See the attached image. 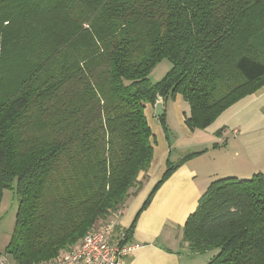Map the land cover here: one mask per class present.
<instances>
[{
  "label": "trees",
  "instance_id": "obj_1",
  "mask_svg": "<svg viewBox=\"0 0 264 264\" xmlns=\"http://www.w3.org/2000/svg\"><path fill=\"white\" fill-rule=\"evenodd\" d=\"M263 87L264 0H0V207L5 190L18 198L6 253L43 264L102 225L122 230L154 157L145 109L158 95H181L186 125L205 130ZM202 154L168 160L128 241L158 189ZM182 229L192 255L218 250L207 264H264V174L215 179Z\"/></svg>",
  "mask_w": 264,
  "mask_h": 264
},
{
  "label": "crops",
  "instance_id": "obj_2",
  "mask_svg": "<svg viewBox=\"0 0 264 264\" xmlns=\"http://www.w3.org/2000/svg\"><path fill=\"white\" fill-rule=\"evenodd\" d=\"M164 109L167 131L160 120L154 117V106L149 104L145 109L147 120L152 117L155 125V134L152 130L154 157L149 171L139 176V181L143 180L144 186L139 193L130 198L120 220L122 229L131 227L154 186L164 175L168 160L174 162L182 157L174 158V153L179 150L178 146L182 145L180 142L183 139L176 140L171 135L168 112H172L178 118L186 142H192L194 146L205 144L207 148L201 150L202 155L176 170L155 193L151 204L138 216L131 241L140 243L142 248L133 252L126 259V264H207L215 252L192 255L187 245L182 242V228L189 215L196 210L201 196L215 179L223 178L228 173L247 178V175L257 173L255 171L247 173L255 167L259 168L258 172L264 174V168H260L264 161V87L228 109L210 127L200 131L203 137H198L196 142L192 140L196 139L197 130H191L185 122L190 110L182 96L177 95L167 101ZM223 128L226 130L222 136H216V132ZM229 131L237 137L245 150V154L237 153L245 164L243 169L223 171V166L228 163H221L220 157L224 156L227 159L230 157L221 155L222 150L230 148L225 140ZM223 143H225L223 147H220ZM212 144H218L220 148L211 150L209 145ZM233 160L236 162L234 158ZM239 170L240 172H237ZM9 242L4 246L0 243V255L6 264H15L13 258L6 254Z\"/></svg>",
  "mask_w": 264,
  "mask_h": 264
},
{
  "label": "rangeland",
  "instance_id": "obj_3",
  "mask_svg": "<svg viewBox=\"0 0 264 264\" xmlns=\"http://www.w3.org/2000/svg\"><path fill=\"white\" fill-rule=\"evenodd\" d=\"M171 67H172V64L168 60L162 61L152 70V73L149 76L150 81L152 83L159 82L167 74V72L171 69ZM152 119H153L152 117H149L148 123H149V126L153 130V133H154L155 125H154V122ZM167 119H168V121H170L169 123H171L170 124L171 125L170 128L172 129L171 135L173 137H175L176 140L177 139L178 140H181V139L184 140V141L182 140L180 142V144H182V145L178 146L179 150L174 153V158H178V156H182V157H180L178 160H176L174 162L179 161L180 159L188 156L189 154H191L193 152H197V151L203 152L201 150H203L204 148H207L206 147L207 145H205V144L202 146H194L192 142H190V143L186 142V139L184 138V136L182 135L181 130H180L181 127H180L179 120L175 114L173 115L172 112H170V113L168 112V118ZM200 131H202V130H197L196 139L194 138L192 141L196 142L198 137H203L202 132H200ZM203 135L205 136L206 134H203ZM227 136H228V138L225 140H227V146L230 145V148L228 149V147H227L225 150H222L223 152L221 153V155H228V156H230L229 157L230 160H233V158H234L236 160V162L234 160L230 162L229 158L227 159L224 156L220 157L221 163L222 162L228 163L225 166H223V171H231V170H233V168H239V169L242 168L243 169L245 164L242 162V159L240 156H238V154H241V152H243L245 154V150L243 149V146L240 144V141L237 139V137L232 132L229 131L227 133ZM225 143L220 144V147H223V145ZM209 147L211 150H217L220 148L218 144H212L211 146L209 145ZM191 160H189V161H191ZM189 161H187V162H189ZM260 168H264V161L260 165ZM258 170H259V168L255 167V168L251 169L250 171H247V173H252L254 171H255V173L256 172L259 173ZM237 172H240V170ZM225 173H228V172H225ZM253 175H254V173H253ZM253 175H247V178H242V177L234 176L232 173H228V175H226L225 177H238L240 179H249ZM239 176H246V175H239ZM17 208H18V198L15 194V191L9 190V189L5 190L4 198H3V201H2V204L0 207V243L2 244L1 246L6 245L10 241V238H11L10 236H11L12 231L14 229ZM215 251H216L215 254H217L218 250H215ZM3 252L5 253V251H3Z\"/></svg>",
  "mask_w": 264,
  "mask_h": 264
},
{
  "label": "built area",
  "instance_id": "obj_4",
  "mask_svg": "<svg viewBox=\"0 0 264 264\" xmlns=\"http://www.w3.org/2000/svg\"><path fill=\"white\" fill-rule=\"evenodd\" d=\"M142 248L128 241L123 229L115 231L113 224L89 231L73 251L43 264H126V259ZM0 264H6L0 255Z\"/></svg>",
  "mask_w": 264,
  "mask_h": 264
},
{
  "label": "water",
  "instance_id": "obj_5",
  "mask_svg": "<svg viewBox=\"0 0 264 264\" xmlns=\"http://www.w3.org/2000/svg\"><path fill=\"white\" fill-rule=\"evenodd\" d=\"M154 106V117L155 118H161L165 114V100L163 97L159 96L157 97V100L155 102Z\"/></svg>",
  "mask_w": 264,
  "mask_h": 264
}]
</instances>
